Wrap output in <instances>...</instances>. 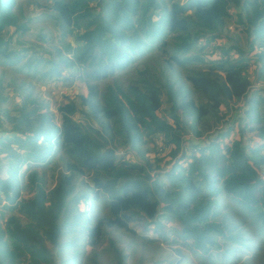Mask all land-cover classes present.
Segmentation results:
<instances>
[{"label": "trees", "instance_id": "1", "mask_svg": "<svg viewBox=\"0 0 264 264\" xmlns=\"http://www.w3.org/2000/svg\"><path fill=\"white\" fill-rule=\"evenodd\" d=\"M90 1L51 0L41 13L54 21L55 42L40 34L51 43L10 50L12 36L28 30L30 19L22 21L19 0H0L3 62L36 70L43 61L47 78L76 67L86 84L78 101L66 97L59 104V124L52 112L42 111L45 103L30 90L11 108L0 95V264H106L98 250L103 239L113 264H127L111 232L117 239V233L130 232V241L137 235L167 248L179 244L173 247L177 257L167 252L171 264L183 261L181 246L211 262L210 233L224 235L213 218L219 195L239 201L264 226V92L254 85L264 83V0H94L89 6ZM231 9L249 34L253 55L218 42ZM8 27L13 32L3 39ZM168 33L178 34L169 49L168 68L210 62L187 77L208 102L196 104L191 89L167 79L162 85L169 102L166 119L157 114L161 88L154 84L140 91L108 83L100 91L98 81L125 69ZM210 43L207 60L202 49ZM190 50L196 52L186 55ZM251 58L256 65L249 77ZM243 95L246 108L237 107L244 113L238 130L241 138L245 131L251 133L252 144L229 143V132L220 130L180 151L184 133L200 135L205 118ZM77 110L85 121L75 119ZM155 135L167 147L162 154L154 147ZM120 146L138 160L117 154ZM60 151L65 154L63 169L47 188L43 176L28 170L46 165ZM3 210L9 212L5 218Z\"/></svg>", "mask_w": 264, "mask_h": 264}, {"label": "rangeland", "instance_id": "2", "mask_svg": "<svg viewBox=\"0 0 264 264\" xmlns=\"http://www.w3.org/2000/svg\"><path fill=\"white\" fill-rule=\"evenodd\" d=\"M51 0H19L23 10V20L29 18L30 21L27 24L28 30L21 34H15L12 36V42L9 43L8 48L10 50H17L23 47L37 48L42 45H49L51 41L58 38V31L52 18L42 15V11L47 9L46 5L50 4ZM169 3V0H165ZM182 3L184 0H178ZM42 6V7H40ZM237 10L231 9V16L225 20L224 26L219 30L221 35L219 39L220 46L223 47H235L237 50L241 49L248 55L251 53L248 45L249 34L237 21ZM19 22L20 19H18ZM233 26V30H228V25ZM233 24V25H232ZM13 32V27H8L1 33L3 39L9 38L10 33ZM43 34L45 38L52 37L49 41L44 42L40 39L39 35ZM178 38L177 33H168L161 40L155 42L150 49L144 51L142 54L137 55L134 61L130 63L125 69L115 72L113 75L108 76L98 81V87L100 91L104 90L106 84L118 85L122 89H127L129 86H136L140 91L146 90V85L154 84L161 88V107L157 111V114L161 117L169 119L168 108L169 102L166 100V94L162 88L163 83L167 79H174L178 83L182 84L186 90L191 89V96L196 104H204L208 102L207 96L203 95L200 91L193 89L191 83L188 80L189 75H193L195 71L205 70L210 64L209 61L198 62L194 61L186 63L184 65H177L173 63L171 68L166 65V60L170 58V47L173 42ZM71 41L72 37H68ZM165 41L164 47H160L162 42ZM213 43L205 46L202 51L205 55V59H209L212 52ZM234 48H231L233 51ZM196 51L190 50L186 55H192ZM29 55V51L26 52ZM44 59L48 57V53L42 52L41 55ZM24 58H22V61ZM250 66L248 70L249 77L251 73L255 71V58L250 59ZM47 65H44L43 61L36 64V70L20 68L18 65H8L0 59V95L6 97L4 106L14 107L15 104H19L26 93L30 90L34 96L38 97L45 103L44 110H49L55 116H59L58 106L62 104L66 97L78 101L79 94L86 93V84L81 76H77L78 68L73 67L68 70H64L60 77L47 78L43 76L42 71L45 70ZM129 97H133L132 93L128 94ZM245 98V97H244ZM245 99H244V101ZM245 103L241 108H246ZM243 110V109H242ZM241 109L235 108L230 114L227 107L224 105L218 111L216 115L209 116L204 119V122L199 127L200 135H196L193 132L184 133L182 135V145L180 151L185 150L186 145L195 143H201L211 137H215L218 131H228V139L230 141L240 140L241 145L252 144L250 142L253 135L245 131V136L241 138L239 133V126L244 113ZM182 113L183 111L180 110ZM222 113V116L228 114L227 120H222L221 117L217 119L218 115ZM75 119L82 122L84 116L79 110L74 114ZM217 119V120H216ZM216 121V123H215ZM226 123V124H225ZM227 125V126H226ZM221 131V132H223ZM152 136L154 147L157 150L161 147L160 153H164L167 150L166 145L159 137ZM223 138V137H221ZM149 142V141H148ZM148 147L151 146L148 144ZM153 147V148H154ZM153 149L150 151L152 152ZM159 151V150H158ZM115 152L122 153L126 159L131 162H136L138 157L131 151L125 150L124 147H116ZM64 153L62 151L57 152L51 157V160L46 165H32L28 170H36L40 176L45 178V186L47 188L54 184L55 178L59 171L63 169ZM167 168V166H165ZM83 178V177H82ZM81 179V177H79ZM90 182L89 175H85L83 178ZM217 205L215 207L214 219L220 223V228L224 232V235L220 233H210V238L213 241V246L207 249V252L211 255V262L207 260H200V256H196L191 250L186 247H182L184 259L179 264H223L226 259V264H264V226L257 223L253 218V213L249 211L239 201L233 199L231 196L221 194L217 197ZM4 204V201L0 203ZM100 207V206H98ZM114 211H117L116 206H112ZM4 218L9 214L8 211L3 210ZM108 208H102V213H108ZM17 214V213H15ZM21 222H25V218L21 215ZM166 225L171 227V220L166 221ZM121 233V232H120ZM109 233V237L115 238L117 245L121 248V254L126 257L127 264H147L152 262H158L159 264H171L166 258L167 252H170L173 258L177 257L173 252V247H179V244H174L172 248L167 246H160L156 242L143 241L139 239L137 235L134 236V240L130 241V232ZM239 234V236H237ZM133 236V235H132ZM172 236V235H171ZM237 238V240H233ZM239 239V241H238ZM108 241L103 239L98 246L99 252L102 254L103 260L106 264H113L111 260L110 252L107 251ZM160 246V247H157ZM216 248H215V247ZM141 261V262H139ZM139 262V263H138ZM174 264V263H172Z\"/></svg>", "mask_w": 264, "mask_h": 264}, {"label": "built area", "instance_id": "3", "mask_svg": "<svg viewBox=\"0 0 264 264\" xmlns=\"http://www.w3.org/2000/svg\"><path fill=\"white\" fill-rule=\"evenodd\" d=\"M95 5V1L94 0H91L90 2H89V6H94ZM233 25V24H232ZM228 28H229V30H233V26H231V24L230 25H228ZM216 54H218V52H216ZM256 87H261L262 88V92H264V83H259V82H257V83H255L254 84ZM245 96L243 95V96H240V98L239 99H233L231 102H229V104H228V107H227V110H228V112H229V114L235 109V108H237L238 106H243V104H244V98ZM220 115H222V114H220ZM228 117H229V115L228 114H225V115H223L222 116V120H227L228 119ZM57 122H58V124H59V122H60V114H59V116L57 117V120H56ZM160 150H161V147L159 148Z\"/></svg>", "mask_w": 264, "mask_h": 264}]
</instances>
